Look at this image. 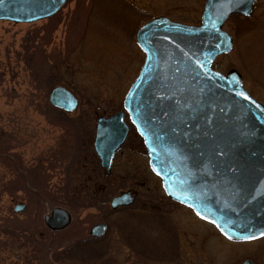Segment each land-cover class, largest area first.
<instances>
[{"label":"rangeland","instance_id":"374dc122","mask_svg":"<svg viewBox=\"0 0 264 264\" xmlns=\"http://www.w3.org/2000/svg\"><path fill=\"white\" fill-rule=\"evenodd\" d=\"M205 1L68 0L48 19L0 20V151L10 153L0 157V264H41L29 261L44 254L30 240L40 234L54 251L76 246L72 254L85 258L99 251L102 264H264V239L230 240L167 196L128 118L131 131L109 177L94 146L98 118L123 109L144 62L139 27L158 15L198 24ZM225 29L234 47L217 57L215 69H237L264 103V0L249 17L231 16ZM56 86L78 98L74 111L50 102ZM126 190L137 193L134 203L113 209L112 198ZM55 207L72 214L62 231L44 222ZM100 223L106 234L93 251L81 249ZM12 230L27 236L23 247Z\"/></svg>","mask_w":264,"mask_h":264},{"label":"water","instance_id":"95a60500","mask_svg":"<svg viewBox=\"0 0 264 264\" xmlns=\"http://www.w3.org/2000/svg\"><path fill=\"white\" fill-rule=\"evenodd\" d=\"M66 1L0 0V20L36 22L57 13ZM256 1L206 0L198 25L166 16L149 20L136 35L145 61L124 99L166 194L236 240L264 236V104L245 89L237 69L224 74L213 63L234 46L225 29L228 19L251 15ZM50 102L67 111L78 106L64 86L52 90ZM129 129L124 111L97 122L94 146L106 176ZM135 199L123 191L112 198L111 207ZM23 209L24 204L15 207ZM44 222L61 231L71 224L72 214L55 207ZM107 228L97 224L91 234L100 237Z\"/></svg>","mask_w":264,"mask_h":264},{"label":"trees","instance_id":"16d2710c","mask_svg":"<svg viewBox=\"0 0 264 264\" xmlns=\"http://www.w3.org/2000/svg\"><path fill=\"white\" fill-rule=\"evenodd\" d=\"M236 16H240V15H236ZM10 154L9 152H7L6 150H1L0 151V157L4 158L6 155ZM31 185V184H30ZM26 230V229H25ZM27 231V230H26ZM15 232H10V236H12V234H14ZM14 239L16 238V240L19 242V247H23L24 243L22 244L21 242H23V239H26L27 236L23 235V237H15L12 236ZM44 235L40 234V238H31L30 240L33 243L34 249L39 247V248H43V252L44 254L42 255H37V253H33V255L30 257V262H33L34 260H37L38 263L41 264H68L67 262H72L71 260H74L77 264H102L103 263V256L99 253V251L97 252V255L95 257H83L82 253L80 252L78 255H73V249L76 248V246H70V248L68 249H64L62 251H54V248L52 249V242L46 240V236L44 237ZM99 238H95V237H91L90 239H86V241L82 242V246L81 249L84 248L83 250H90L93 251L95 249L94 242L98 241ZM8 244V243H7ZM92 244V245H91ZM82 251V250H81ZM89 251V252H90ZM90 254H92L90 252ZM90 254H87L88 256H90ZM105 253H103L104 255ZM28 258V257H27ZM70 258V259H68ZM99 259L101 260V263L99 261Z\"/></svg>","mask_w":264,"mask_h":264},{"label":"flooded vegetation","instance_id":"af4514ba","mask_svg":"<svg viewBox=\"0 0 264 264\" xmlns=\"http://www.w3.org/2000/svg\"><path fill=\"white\" fill-rule=\"evenodd\" d=\"M130 131H131V128H130ZM261 239H264V236L263 237H261V238H258V239H256V240H261ZM254 241V240H253ZM245 260H252L255 264H259L254 258H245V259H243L241 262H239V264H241L243 261H245Z\"/></svg>","mask_w":264,"mask_h":264},{"label":"snow or ice","instance_id":"6c2138e0","mask_svg":"<svg viewBox=\"0 0 264 264\" xmlns=\"http://www.w3.org/2000/svg\"><path fill=\"white\" fill-rule=\"evenodd\" d=\"M241 95H243V93H241ZM213 223H215V221H212Z\"/></svg>","mask_w":264,"mask_h":264}]
</instances>
